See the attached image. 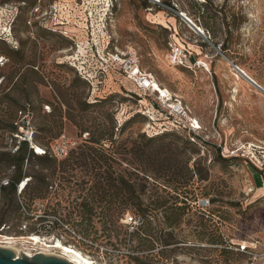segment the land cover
<instances>
[{"label": "rangeland", "instance_id": "374dc122", "mask_svg": "<svg viewBox=\"0 0 264 264\" xmlns=\"http://www.w3.org/2000/svg\"><path fill=\"white\" fill-rule=\"evenodd\" d=\"M106 44L135 56L187 116L121 72L104 88L80 76L81 66L98 72ZM173 46L185 49L181 65ZM0 78V140L24 120L52 157L25 162L27 174L43 167L53 179L35 204L64 208L88 234L41 229V242L71 245L93 264H264V0H0ZM99 129L111 137L91 143ZM13 173L0 163V183ZM16 195L11 206L0 200L11 226L0 225V245L60 255L21 231ZM174 196L188 206L170 211Z\"/></svg>", "mask_w": 264, "mask_h": 264}, {"label": "trees", "instance_id": "16d2710c", "mask_svg": "<svg viewBox=\"0 0 264 264\" xmlns=\"http://www.w3.org/2000/svg\"><path fill=\"white\" fill-rule=\"evenodd\" d=\"M185 50V49H184ZM113 73H120V71L117 68H110L107 73L106 77L103 81V88L105 85V81L108 78V76H111L113 81ZM105 101V100H103ZM91 104L83 103L82 109L90 107ZM15 126L13 125L11 130H14ZM106 132H104L102 129H99L96 132V136L92 133V136L90 137L91 143L101 144L104 140H107L111 137L109 135L105 138ZM138 151L140 153L144 154V150L142 148H139ZM28 157L35 158L38 162H44L47 160H51L52 157L49 156V154L45 155H37L32 150L29 149L28 144L26 142H23L16 152L11 153L8 151H1L0 150V163H4L9 167L13 168V175L9 177L8 183L6 185H0V200L2 198L4 204L6 206H11L14 204H17V185L20 183L23 178L30 176V180L25 183L23 189L21 190L20 194H22L25 204L18 207V209L21 208V211L18 213V217L16 218L18 222H23V229H21L22 232L25 233H34L37 234L41 229L44 230L47 233L53 232L55 230H61L68 235L71 234H82V237L85 239H88V234L84 233V230L81 228V221H78L76 217L68 211H65L64 208H61L59 206H51L48 201L40 202L39 205L35 204V200H44L46 192L48 190V187L51 185V182H53V179L51 178L50 174L43 172V167L33 172V174H27L24 170L25 162L28 161ZM258 168V166L254 165ZM147 169L142 170V173L146 176ZM258 173V172H257ZM262 176L261 174L259 175ZM150 177V176H149ZM191 179L190 176H185V180L183 181V187L186 186L187 182ZM262 179V177H261ZM141 182L138 185V193L136 194V198L138 199L137 203H135V209L138 213L144 215L146 208L143 207V204L141 201H139L140 194L143 193V190L146 188V180L145 177L139 179ZM262 184L263 179H262ZM130 187V186H129ZM187 193V192H184ZM183 200H178V196H174L171 198V204H170V211H177L180 210L181 207L188 206L186 197H182ZM180 203L183 205L180 206ZM91 212V210H90ZM122 212H117L114 216V214L109 216L110 221H116L120 218V215ZM3 225V229L7 226L6 230H11V226L6 223L5 220V211H2V214L0 216V225ZM20 232V233H22ZM124 236L119 237L117 235L115 237V242H108L112 248L117 249V245L125 244L127 239H129L130 234H126L124 232ZM90 244H95L96 242L93 240H88ZM107 244V245H108ZM93 246V245H91ZM99 246V244H98ZM241 252V251H240Z\"/></svg>", "mask_w": 264, "mask_h": 264}, {"label": "built area", "instance_id": "2783aa9c", "mask_svg": "<svg viewBox=\"0 0 264 264\" xmlns=\"http://www.w3.org/2000/svg\"><path fill=\"white\" fill-rule=\"evenodd\" d=\"M107 45L108 44H106L103 49L102 47L100 48V66L98 72H92L93 74L88 72L86 73V71H84V66H81V70L77 69V72L80 76H82L86 80L93 79L94 81H96L95 85H100L103 83L107 71L112 67L117 68L138 90L154 94L158 100L163 103H167V107L173 109L183 117L187 116V112L185 111V109H183L181 103L173 101L169 91H167L166 88L161 87L162 90L166 91L165 95H163L160 90L154 91L155 78L152 76V74L141 70L135 56H133L132 54H123L118 51L111 50ZM185 56V50L183 47H172L171 57L175 64H183ZM81 71H84L85 73H82ZM2 82L3 78H0V85ZM47 111H49V107H47ZM19 113L21 114L22 112L20 111ZM192 125L194 126V124ZM193 131H195V129ZM23 142H26L29 149L37 155H45L48 153L45 148L35 143L34 129L29 122H25L24 120L20 121L19 123L16 122L15 130L6 133L3 140H0V150L14 153ZM23 182L26 183V180L21 181L17 185L18 193H20L24 187H21V184ZM7 183L8 180H3L0 185H6ZM208 203V200L200 201L201 206H207ZM128 219L129 224L136 221L139 222V219L133 216H128ZM237 250L241 252H248L249 248L248 246L240 245Z\"/></svg>", "mask_w": 264, "mask_h": 264}, {"label": "water", "instance_id": "95a60500", "mask_svg": "<svg viewBox=\"0 0 264 264\" xmlns=\"http://www.w3.org/2000/svg\"><path fill=\"white\" fill-rule=\"evenodd\" d=\"M247 80L260 88L252 79L245 76ZM261 89V88H260ZM0 264H75L59 256L43 254L40 252L32 255L22 253L16 255L11 249L0 246Z\"/></svg>", "mask_w": 264, "mask_h": 264}, {"label": "bare ground", "instance_id": "6f19581e", "mask_svg": "<svg viewBox=\"0 0 264 264\" xmlns=\"http://www.w3.org/2000/svg\"><path fill=\"white\" fill-rule=\"evenodd\" d=\"M156 82L157 81L155 80L154 91L160 90L158 87V83H156ZM24 184H25V182L21 184V187H23ZM3 239H6L7 240L6 242L9 243V241L12 239V237L4 236ZM29 239L35 243L41 242L40 237L36 234L29 235ZM41 245L45 248H59L61 250V254L58 256L61 258L67 259L70 262H73L75 264H93L92 261L90 260V258L87 255L83 254L80 250L74 248L71 245L62 244L59 240H56L52 244H47V243L41 242ZM0 246L5 247V248H9V249L12 248L11 246H8V245H0ZM25 253L27 255H31L29 252H25ZM40 253L51 255L50 253H47L45 250L40 251ZM15 254L17 255L18 252L15 251Z\"/></svg>", "mask_w": 264, "mask_h": 264}]
</instances>
